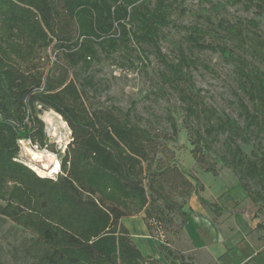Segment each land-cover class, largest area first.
<instances>
[{"label": "trees", "instance_id": "1", "mask_svg": "<svg viewBox=\"0 0 264 264\" xmlns=\"http://www.w3.org/2000/svg\"><path fill=\"white\" fill-rule=\"evenodd\" d=\"M202 1L215 13L224 8ZM228 1L264 13V0ZM176 8L175 0H0V215L34 234L25 248L29 264H166L143 254L123 219L144 213L151 231L178 215L183 227L194 181L199 190L204 185L180 167L159 133L133 120L131 109L88 102L87 88L94 85L89 71L103 56L134 44L160 50L161 30ZM216 26L238 42L206 41L208 31L199 25L190 28L188 38L234 64L243 124L205 100L188 71L194 61L184 48L176 62L164 58L168 72L161 79L183 103L194 159L217 175L206 150L225 135L223 165L236 173L251 201L264 206V32L247 33L248 27L259 28L254 18L219 20ZM52 45L62 62L45 69L40 51ZM38 105L54 109L71 129L55 177L42 176L19 159L21 139L47 143ZM171 126L177 135L173 119ZM241 143L252 144L251 152ZM199 200L220 213L203 195ZM160 248L169 264H197L177 249Z\"/></svg>", "mask_w": 264, "mask_h": 264}, {"label": "rangeland", "instance_id": "2", "mask_svg": "<svg viewBox=\"0 0 264 264\" xmlns=\"http://www.w3.org/2000/svg\"><path fill=\"white\" fill-rule=\"evenodd\" d=\"M212 1L214 4H223V10L217 9L220 11L215 13L209 1L185 0L181 3L180 0H175L177 8L172 12L171 23L161 30L160 50L153 45L134 44L133 48H122L110 57L103 56L100 61L95 62L89 71L94 85L87 88L88 102L116 106L123 110L131 109L134 121L150 126L160 134L161 141L174 150L180 167L197 175L204 185V189L199 190V184L194 181L195 190L185 205V209L190 212L188 221L190 216L196 213V207L192 206V198H196L201 204L199 195H203L209 203H215L220 210L218 214L213 208L202 204L208 221L212 226H216L213 233L203 228L208 232L206 242H209L207 244L212 242V250L222 260L220 264H236L245 255V250L237 246V241L245 237L244 244L248 249L257 252L259 243L256 237L264 239V206L255 205L236 173L223 165L220 154L223 152L222 142L225 135L214 138L212 149L206 150L208 164H216L217 175L206 172L194 159L183 103L176 92L168 85H164L161 79L163 72H168L164 58L176 62L180 49L184 48L186 54L194 61L188 71L197 87L202 89L205 100L215 106L220 113H228L243 124L238 107V99L243 96V92L238 86L234 64L227 62L219 51L196 47L188 36L191 32L190 28L199 25L208 31L205 36L206 41L227 42L230 46H234L238 41L226 36L225 32L216 26L219 20L236 21L254 18L259 21V28L248 27L247 33L253 35L257 31L261 34L264 32V13L258 15L254 7L247 9L241 4H232L228 0ZM206 16H210L213 22H208ZM56 52V47L53 45L40 51L45 69L58 67L62 62L61 54ZM38 108L39 116L45 122L47 143L41 147L38 142L21 139L19 159L29 164L30 157L25 151V145L29 144L35 149L55 153L61 166V155L72 139L71 129L54 109H44L41 106ZM46 113L52 115L54 124L48 123L44 118ZM172 119L179 128L177 135L172 131ZM61 120L65 122V126ZM191 124L196 123L192 120ZM260 139L264 143V137L261 136ZM253 140L257 142L259 138ZM241 145L245 152H251L252 144L241 143ZM248 185L251 189L257 188L251 181ZM140 215L144 217V213ZM127 221L134 239L136 231H140L141 220L128 218ZM193 222L190 221L192 229L195 228ZM148 232V237L153 242L150 247L151 253L166 264H169L171 259L168 258L166 249L160 248L161 245L177 249L186 256H192L197 264H217V260L206 253L209 251L205 252L206 249L203 248L195 249V243L188 240L178 215H174L171 222L163 223L161 228L153 227ZM33 236L34 234L29 230L0 215V264H29L25 248ZM218 240H221L220 249L217 248L218 243L215 244ZM139 246L143 247V245ZM223 247L229 250L225 255L220 251Z\"/></svg>", "mask_w": 264, "mask_h": 264}, {"label": "crops", "instance_id": "3", "mask_svg": "<svg viewBox=\"0 0 264 264\" xmlns=\"http://www.w3.org/2000/svg\"><path fill=\"white\" fill-rule=\"evenodd\" d=\"M193 201H194V203H193ZM192 206H194V208L196 207V209H195L196 213L194 215L190 216L191 218L188 221V224H186L184 226V232L187 235L189 241H194L196 250L201 249V248H203L204 250L206 249L205 252L209 251L206 253L210 254V256L212 258L214 257L217 260V264H218V262L220 264L222 262V260L212 250L213 249L212 248V242H210V244H207V243H209V242H206V240H207L206 239L207 238L206 233H208V232H205L203 229V228H206L208 231H210V233L211 232L213 233L216 226H212V224H210V222L208 221V217H206V215H205V210L202 207L203 205L199 204L196 201V198H192ZM128 218H135V219L141 220L140 231L139 230L136 231V235L134 236V239H135V242L137 245H143V247L139 246V248L141 249V251L143 252L144 255L152 254L150 251V249H151L150 247L153 245V242L148 237V233H149L148 228L145 224V221H144L142 215L126 217L123 219L124 224L125 225L127 224L126 226L128 228H130L129 224L127 223ZM190 221H192V222L194 221L193 222V224H195L194 229H192L190 227ZM248 226L250 227L251 225H248ZM214 235H216V234L214 233ZM132 236H133V234H132ZM246 236H247V234H246ZM203 238H205V239H203ZM256 238H257V242L259 243V249L257 250V252H256V250L252 251V250L248 249V247L244 244L245 243V237L240 239L239 241H237V243H236L237 246H239L240 249L243 248L245 250V255L242 258H240L241 260H239L236 264H264V258H261L262 256H264V239H261L259 237H256ZM201 240H204L205 242H202ZM220 241L221 240H218L215 243V244L218 243L217 248H219V242ZM226 249L227 248L223 247V249L220 250L222 253H224L223 255L228 253L229 250H226Z\"/></svg>", "mask_w": 264, "mask_h": 264}, {"label": "bare ground", "instance_id": "4", "mask_svg": "<svg viewBox=\"0 0 264 264\" xmlns=\"http://www.w3.org/2000/svg\"><path fill=\"white\" fill-rule=\"evenodd\" d=\"M58 116L60 114L56 113ZM44 118L48 123L54 124V118L50 113H46ZM62 119V118H61ZM61 123L65 126V122L61 120ZM57 134V133H56ZM26 154L29 155V165L34 168L42 176H52L60 171V161L55 153L48 150H38L29 144L25 145ZM40 163V165L38 164Z\"/></svg>", "mask_w": 264, "mask_h": 264}, {"label": "built area", "instance_id": "5", "mask_svg": "<svg viewBox=\"0 0 264 264\" xmlns=\"http://www.w3.org/2000/svg\"><path fill=\"white\" fill-rule=\"evenodd\" d=\"M38 106H41V105H38Z\"/></svg>", "mask_w": 264, "mask_h": 264}]
</instances>
